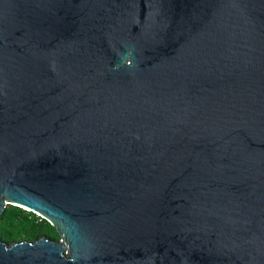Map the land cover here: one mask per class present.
Masks as SVG:
<instances>
[{
	"label": "water",
	"instance_id": "1",
	"mask_svg": "<svg viewBox=\"0 0 264 264\" xmlns=\"http://www.w3.org/2000/svg\"><path fill=\"white\" fill-rule=\"evenodd\" d=\"M9 204L0 264H264V0H0Z\"/></svg>",
	"mask_w": 264,
	"mask_h": 264
},
{
	"label": "trees",
	"instance_id": "2",
	"mask_svg": "<svg viewBox=\"0 0 264 264\" xmlns=\"http://www.w3.org/2000/svg\"><path fill=\"white\" fill-rule=\"evenodd\" d=\"M47 236L59 239L56 227L41 215L9 204L0 215V237L8 243Z\"/></svg>",
	"mask_w": 264,
	"mask_h": 264
}]
</instances>
